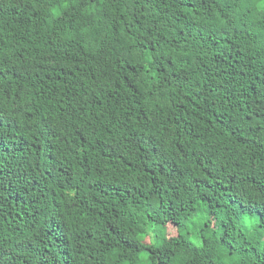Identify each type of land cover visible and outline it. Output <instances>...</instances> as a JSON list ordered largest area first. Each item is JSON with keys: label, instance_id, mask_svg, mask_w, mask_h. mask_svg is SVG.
Wrapping results in <instances>:
<instances>
[{"label": "trees", "instance_id": "16d2710c", "mask_svg": "<svg viewBox=\"0 0 264 264\" xmlns=\"http://www.w3.org/2000/svg\"><path fill=\"white\" fill-rule=\"evenodd\" d=\"M0 264H264V0H0Z\"/></svg>", "mask_w": 264, "mask_h": 264}]
</instances>
